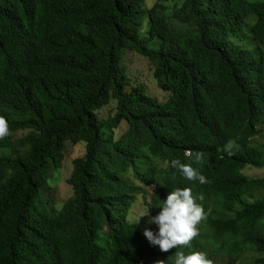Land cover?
<instances>
[{
	"label": "trees",
	"instance_id": "trees-1",
	"mask_svg": "<svg viewBox=\"0 0 264 264\" xmlns=\"http://www.w3.org/2000/svg\"><path fill=\"white\" fill-rule=\"evenodd\" d=\"M140 2L0 0V96L21 113L0 143V264H57L79 250V264H97L95 231H125L134 223L107 210L98 190L103 181L174 172L172 159L190 162L186 150L204 154L197 164L225 196L248 184L235 163L225 165L214 153L230 139L264 153L253 143L264 125V2L251 5L258 19L249 47L240 41L242 13L234 0H185L177 18L202 37L184 36L185 50L151 61L159 90L169 96L165 103L141 86L128 91L121 68L122 53L138 49ZM221 2L224 10L215 6ZM46 10L48 23L41 18ZM151 35L164 36L155 28ZM112 103L116 114L103 123L98 113ZM122 123L128 131L116 140ZM66 143L86 154L61 168ZM62 183L69 190L59 195L58 213L39 214L41 199L55 202Z\"/></svg>",
	"mask_w": 264,
	"mask_h": 264
},
{
	"label": "clouds",
	"instance_id": "clouds-1",
	"mask_svg": "<svg viewBox=\"0 0 264 264\" xmlns=\"http://www.w3.org/2000/svg\"><path fill=\"white\" fill-rule=\"evenodd\" d=\"M64 1L72 4L75 0ZM44 12L41 18L48 23L49 10ZM255 14L257 21L256 11ZM194 33L201 39L202 32L198 28L195 27ZM128 50L122 53V58ZM159 56L158 53L143 55V58L151 62ZM261 110L264 114V104ZM20 114L15 105L0 96V143L12 135L10 122ZM143 151L148 152V149L145 147ZM214 156L225 165L235 163L238 174H245L248 168L264 169V153L252 146L237 144L235 140L227 141ZM185 157L189 163L178 158L169 162L174 172L146 171L143 176L127 172L122 178L108 176L103 181L105 185L98 190L109 202L107 210L121 211L130 217L137 197L145 194L143 186H153V192L150 213L139 216L127 230L95 231L91 253L97 264H243L252 259L254 264H264V178L249 177L242 190L231 197L225 196L212 184L210 174L208 179L197 164L203 162L202 152L186 150ZM209 165L210 162L206 163L207 167ZM215 173L218 179L220 173ZM142 216L149 219H141ZM235 245L243 246L244 250L234 248ZM229 250L236 253L235 259L227 257ZM78 252L61 256L57 264H79L82 250ZM138 260L142 261L137 263Z\"/></svg>",
	"mask_w": 264,
	"mask_h": 264
},
{
	"label": "rangeland",
	"instance_id": "rangeland-1",
	"mask_svg": "<svg viewBox=\"0 0 264 264\" xmlns=\"http://www.w3.org/2000/svg\"><path fill=\"white\" fill-rule=\"evenodd\" d=\"M183 1L184 0H141L139 4L140 13L138 16V19L141 21L139 36L137 39L138 49H129L126 51L121 61V68L123 69L127 79L129 78V87L127 88L128 91L141 86L146 88L149 92H145L147 96L150 97V95H152L160 103L167 102L169 96L159 90L157 83L153 78L154 64L144 59L143 55L151 56L158 53L172 54L179 50L186 49V45L181 42V39L184 36L191 35L195 30V27L188 26L184 21L177 18L183 7ZM256 2H264V0H234L236 10L242 13V22L239 24V26L242 25V36L240 37V41L249 47H251L252 44L250 40H246V38L251 37V30L257 18L255 10L252 9L251 5ZM225 5L226 4L224 2H221L215 6L219 10H224ZM154 7L157 8L155 14L152 13V9ZM154 17L158 19L154 20ZM153 28L162 32L164 36L152 37L151 33ZM116 109V103H112L107 109L98 113L100 120L103 123H106L116 114ZM127 131L128 126L125 123H122L115 132L116 140L121 139ZM102 132L105 135L107 134L105 127L102 128ZM25 135L26 133H21L16 135V138H21ZM253 143L255 145H264V125L259 129V136L253 140ZM68 144L69 143H66V145ZM77 146L84 148V150L86 148L85 143H80ZM81 155H84V151L82 149H76L72 145H68L65 149L64 163L61 168L72 164L75 159L81 158ZM53 172L58 173L55 170ZM245 174L250 178H264V169L248 168L245 171ZM46 185L49 188L55 187V183L51 179L48 180ZM137 185L139 184L137 183ZM143 188L145 190V194L137 197V203L131 212L130 220L132 222H136L137 218L145 212L149 211L150 213L153 186H143ZM67 190H69V187L62 183L59 187V194H57V198L52 204L44 199H41L45 208H38L36 205L39 214L51 215L50 212L54 214L58 213L54 208L58 206L59 195L68 197V194H66ZM41 193H44V189ZM143 217H148L149 219V216H142L141 219ZM223 264H225V262ZM243 264H254V259L244 262Z\"/></svg>",
	"mask_w": 264,
	"mask_h": 264
}]
</instances>
